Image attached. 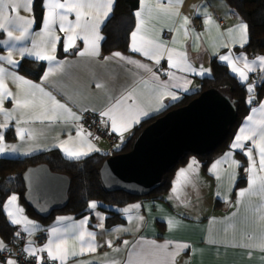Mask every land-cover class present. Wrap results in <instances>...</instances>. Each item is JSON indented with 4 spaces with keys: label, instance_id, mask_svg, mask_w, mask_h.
<instances>
[{
    "label": "crops",
    "instance_id": "0c3cea01",
    "mask_svg": "<svg viewBox=\"0 0 264 264\" xmlns=\"http://www.w3.org/2000/svg\"><path fill=\"white\" fill-rule=\"evenodd\" d=\"M214 2L213 0H181V3L177 4L173 0V4L169 5V11L163 12L157 7V4L167 3V0H146V4L152 8V12L149 14L146 10L144 11V15L148 17L146 25L148 31L140 35H147L149 38L163 42L165 49L174 48L177 53H183L197 71L201 68L210 70L205 75L172 70L180 79L169 80V76L166 74L169 70L166 58H162L160 64L156 65L154 60L131 50H115L106 54L102 52L101 45L105 38L102 28L112 15L115 2L109 18L101 24L98 31V34L103 37L97 41L99 55H79V52L85 48L81 38L76 39V47L70 48L66 52V35L60 30L58 22L53 26V32L54 37L60 39L55 41L54 49L51 43H45L49 38L44 34L43 23L37 27L34 22L29 29L28 39L24 41L9 40L7 32L0 29V40L8 41L7 44H0V56H7L11 49L12 58L18 61L23 58L41 60L35 56L38 51L42 55L55 57L53 61L41 60L47 65L40 80L22 75L18 70L19 66L9 65L7 61H0V65L8 69L9 72L14 71L26 80L40 85L44 92L51 93V97H54L55 101L65 105L67 109L71 110V113L81 117L79 120L71 118L70 113L55 107L49 97L36 89H31L28 85L13 82L10 76L5 75V84L14 97L33 100L34 105L27 110L12 112L15 108L14 98L5 99L0 104V124H8L7 128L0 129V133L4 137L0 143L6 149L4 153H0V157H25L55 148L59 149L67 158L69 156L65 149L87 153L80 158L95 153L110 155L117 153L116 151L126 145L137 124L147 118L163 114L173 104L179 102L186 93L198 91L202 78L212 74L211 65L214 59L223 62L219 57L227 55L229 52L233 54V58L240 53H244L248 61L257 58H250L244 51L236 49L241 47L238 42L240 33L235 30V26L241 22L246 24V22L231 8L228 0H215ZM141 8L140 2L137 10H141ZM46 11L45 8L44 14ZM19 14L29 19L34 18L35 21L34 9L32 12L22 10ZM184 17H188L189 23L181 27ZM68 19L75 21V14L70 13ZM207 19H210L211 22L205 24ZM230 28L234 29L232 33L228 32ZM185 30L188 32L187 36ZM166 32L169 33L168 36L165 35ZM197 34L199 35L198 39ZM13 35L18 36L20 32L14 30ZM174 37L175 43L172 42ZM137 39H139V35ZM13 44L16 47L13 48ZM131 44L132 40L130 47ZM60 45L64 52L63 55H59ZM20 48L31 49L33 55L25 54L21 58ZM116 52L129 59L113 56V53ZM106 57L108 59H105ZM129 60L139 62L140 65H148L151 71L145 70L136 63H131ZM57 62H60L59 65ZM223 63L228 65L226 62ZM237 66L247 72L248 79L258 75V80H261L264 73V68L261 67L259 61L254 66L255 71L245 69L243 61L238 62ZM228 67L230 68L229 65ZM153 72L159 77L158 80L152 78ZM45 73H48L47 79H43ZM184 79L188 81L187 84H184ZM164 82H168V91L173 92L179 99H170L166 91L163 95L156 91L158 86L163 88ZM177 83L182 87H171ZM98 84L101 87H97ZM133 89H135L137 103L143 111L148 112V115L137 117L138 123L129 119L127 129H121V131H113L109 120L106 126L115 135V141L112 143L105 137L92 136L84 120V114L87 111L99 113L106 110L117 99ZM32 92H35L34 97L31 95ZM160 101H162L163 107H160ZM261 102H264V98L253 107L259 108ZM131 103L132 101L129 100L128 104ZM5 111L10 112L11 115L6 117ZM251 114L250 111L239 129L244 126L246 118ZM47 117H55V119ZM254 118H260L259 111L254 115ZM103 119L107 120V118ZM17 129L25 130L23 140L19 138ZM78 131L81 133L79 136L77 135ZM11 134H14V137L8 139L7 136ZM233 141L234 139L231 144ZM257 142H259L258 138ZM12 146H15L17 150L9 151L8 149ZM250 146V141L245 142L244 151ZM229 152H231V159L217 165L214 172L210 171L212 165ZM239 152L243 154L244 160L238 156ZM253 158L257 161V174L264 175L258 167V149H254ZM232 160L239 162V167L232 164ZM242 166H244L245 181L237 187L242 174ZM249 167L250 162L244 152L228 148L209 164L207 170L202 168L205 175L203 183L208 186L210 191L213 190L211 196L215 198L216 202L209 204L202 201L207 192H203V187L199 183V190L196 193L199 196L193 197L192 201L189 197L185 199L183 194L188 190V185L187 183L183 184V180H181L179 187L182 189V193L177 190L173 192L175 184L171 190L165 193V200L169 203L154 198H136L121 208L124 221L113 225L106 222L111 213L106 209L99 208V204H96L97 209L92 208L93 217L90 214L76 217L72 213L60 212L49 221L44 222L39 218L27 216L21 207L19 197L15 194L17 200L9 206V210L16 212L19 209L17 218L26 217L33 222L31 234L24 231L26 240L22 249L28 246L29 241H33L32 247L37 249L43 248L50 239L55 242L56 238L52 235L51 229H58L57 235L66 242L65 246L69 251L65 264H88L89 261L91 264H107L112 260L125 264L129 253H139V255L132 256L133 261H145L146 264H264V249L260 247L264 243V194L256 191L240 195L241 190L249 187L250 173L246 171ZM197 199H200L198 204ZM136 205L139 207H135ZM61 217L65 219H59ZM85 220L86 222L81 225V221ZM159 222L164 223V227ZM100 224H103V227H98ZM14 225L19 229L23 228V225ZM43 229L47 231L48 238L42 246H38L35 244L34 237ZM81 232L84 235L83 241L77 238ZM90 232L95 233L96 250L94 252L87 251L88 241L93 239L87 235ZM0 240L3 241L1 238ZM107 241H112L111 247ZM124 241H128V244L125 245ZM3 243L7 246L5 241ZM184 245H188V247L185 248ZM10 248L11 246H7V249L10 250ZM114 248H119L120 251L115 252ZM82 249L84 251L81 254ZM73 252L76 255H71ZM37 257L42 262H47L46 264H60L59 260L47 259V250L38 252ZM11 258L16 260L14 257Z\"/></svg>",
    "mask_w": 264,
    "mask_h": 264
},
{
    "label": "snow or ice",
    "instance_id": "6c2138e0",
    "mask_svg": "<svg viewBox=\"0 0 264 264\" xmlns=\"http://www.w3.org/2000/svg\"><path fill=\"white\" fill-rule=\"evenodd\" d=\"M115 0H43V7L47 9L43 17V30L44 34L49 38L45 41V43H51L53 49L55 48V41L59 40V37H54L53 26L59 23L60 30L65 33L66 35V43H65V51L67 52L70 48L76 47L75 41L77 38H81L85 44V48L79 52V55H99L97 49V41L103 39L98 34L99 28L101 24H103L110 16L112 12L113 4ZM141 2V10H137L134 15L137 17V25L135 30L131 33V40L132 44L130 50L133 52H139L143 56L148 57L155 61L156 65H159L162 58H166L169 65V70L167 71V75L169 76V80L172 79H180L176 77L175 72L172 70H179L181 72H195L199 75H205L208 71L201 68L199 71L193 68L191 64L188 62L186 55L183 53H177L174 48H167L165 49V45L163 42L158 41L156 39L149 38L147 35H140L141 33H146L147 30V20L148 17L144 15V11L146 10L147 13L152 12V8L147 6L146 0H140ZM34 0H0V29L7 32V36L9 40L13 41H24L27 40L30 33L29 29L33 25L34 18L29 19L24 16H21L19 13L23 11L32 12V5ZM175 3H181V0H175ZM173 4V0H167V3H158L157 7L163 11H169V5ZM70 13L75 14V21L69 20L68 16ZM178 14V13H177ZM210 19L205 20V24L210 23ZM189 23L188 17L183 18V24L181 27H184ZM11 26V28H10ZM247 24L241 22L240 24L235 26V30L239 31V46L241 48L244 47L245 44L248 43L247 38ZM18 30L20 35L14 36L13 31ZM234 29H228L229 33H232ZM139 35V39L138 38ZM185 35H188L187 30H185ZM199 35L197 34V39ZM173 43L176 42L175 37L173 38ZM7 40H0V44H7ZM226 46V45H225ZM12 47H16L15 44ZM166 51V57H165ZM19 53L21 58L27 55H33L32 50L28 48H20ZM35 56L37 59L41 60H48L53 61L55 59L54 56L50 55H42L41 52H36ZM113 56L121 57L122 59H129L127 57H123L121 53L116 52L113 53ZM105 59H108L106 57ZM219 59L223 62H226L231 71L234 74L238 75L240 82L244 84L248 81L247 72L238 68L237 64L240 61H243L244 68L248 71H255V65L257 61H259L262 68H264V56L257 57L252 61H248L246 55L244 53H240L238 56L233 58V54L229 52L227 55L220 56ZM0 61H7L9 65H17L19 66L21 61L14 60L12 58L11 49L9 50V54L7 56H0ZM131 63H136L138 66L144 68L147 71H151L148 65H140L139 62L130 61ZM60 62H57L59 65ZM5 75H8L12 78L13 82H17L20 85H28L31 89H36L43 95L52 99L53 104L55 107L60 109H64L66 112L70 113L71 118L79 120L81 117L76 116L75 113H71L70 109H67L65 105L60 104L58 101H55L54 97H51V93L44 92V89L40 85H36L33 82L26 80L23 76H19L16 72H9L8 69L4 68L0 65V104L3 103L5 99L14 98L15 99V108L12 112L15 111H22L27 110L34 105V101L27 99V98H16L14 94L7 88L5 84ZM48 73H45L43 79H47ZM152 78L154 80H158L159 77L155 72L152 73ZM188 81L184 79V84H187ZM97 87H101V85H97ZM173 88H181L182 85L177 83L171 85ZM256 85L248 84L247 89L249 92V97L247 99V103L252 104L253 101L256 99L255 96H252L251 93L253 92ZM169 84L168 82H164L163 88L159 87L156 91L160 92L161 95L164 92H167V95L172 100H177L179 97L175 95L173 92L168 91ZM187 91L186 88H184ZM31 95L34 97L35 92H32ZM131 100L132 103L128 104V101ZM162 101H160V107H163ZM158 110V109H153ZM260 112V118L255 119L254 115ZM252 114L249 115L246 120L244 126H242L238 134L235 136L233 143L230 145V148L233 150L239 149L248 157L250 162V167L246 171L250 173L249 177V187L248 189H244L240 191V195H245L246 192H260L264 194V175L257 174V161L253 158V151L254 149H258V167L261 173H264V102L259 104V108L253 107L251 109ZM5 116L11 115L10 112L5 111ZM100 117L102 118V123L105 125L108 121H111V127L113 131H121V129L126 130L128 126L129 119H132L134 123H138L139 119L137 117L140 116H147L148 112L143 111L142 107L137 103L135 97V89L126 93L125 95L121 96L119 99L115 101V103L111 104L106 110L99 112ZM48 119H55V117H47ZM103 118H107L104 120ZM19 122V121H18ZM8 124H0V129L7 128ZM24 129H17V134L19 138L23 140L25 138ZM81 133L80 131L77 132L79 136ZM257 138L259 142H257ZM4 137L3 134L0 133V141H3ZM250 141L251 146L245 149V142ZM5 147L2 143H0V153L5 152ZM9 151H16L17 149L15 146H12ZM66 154L69 158L72 159H79L82 155H87L86 152L80 151H70L65 149ZM231 159V152L226 153L224 157L220 160L216 161L210 171H215L217 165L222 163L225 160ZM232 164H235L239 167V162L232 160ZM196 165V161L193 160L189 165L188 168H193ZM181 173H185L184 169L180 170ZM185 175H187L185 173ZM173 192H176V188H173ZM17 200V196L13 194L8 198V201L4 204V209L7 211V215L10 218V222L16 225H23L22 230L29 232L31 234V226L33 222L29 221L26 217L17 218V214L19 213V209L16 212H12L9 210V206L12 205ZM90 208H95L96 203L90 202ZM135 207H139L136 205ZM59 219H65L63 217ZM87 219V218H86ZM101 219H103L101 217ZM131 219V218H130ZM85 221H81V225L85 223ZM98 227H103V224L98 225ZM79 231V228H77ZM58 229L52 228L51 233L56 238L55 242L50 239L49 242L43 248H34L32 247L33 241H29L28 246L23 249L29 256L37 257L38 252H43L47 250V259L48 260H59L60 264H65V261L69 255V251L65 246V241L57 235ZM17 237L20 236V232L15 234ZM89 237L93 239L88 241V248L87 251L94 252L96 250V245L94 242L95 233H88ZM81 241L84 240V235L81 234L77 237ZM109 247L112 246V241H107ZM124 244L127 245L128 241H124ZM184 247H188V245H184ZM262 249H264V243L260 245ZM4 251H10L7 249V246L0 240V253ZM84 249L81 250V254L83 253ZM113 251L118 252L120 251L119 248H114ZM139 255V253H129V258L125 262V264H146L145 261L134 262L132 259L133 255ZM71 255H76V253H71ZM3 264H17V261L12 259L11 257H7L4 259ZM37 264H42V261L39 257H37ZM88 264H91L89 261ZM107 264H120L117 260H112L107 262Z\"/></svg>",
    "mask_w": 264,
    "mask_h": 264
},
{
    "label": "trees",
    "instance_id": "16d2710c",
    "mask_svg": "<svg viewBox=\"0 0 264 264\" xmlns=\"http://www.w3.org/2000/svg\"><path fill=\"white\" fill-rule=\"evenodd\" d=\"M231 8H233L248 26V43L243 48H236L244 51L248 57L255 58L260 55L264 56V0H228ZM140 0H116L113 13L106 21L102 28L105 38L101 48L104 54L115 50L129 51L131 33L136 25V16L134 13L139 8ZM34 17L36 26L39 27L44 16L43 0H34ZM62 46L60 45L59 55H63ZM46 62L31 58H23L19 64V72L31 79L40 80L46 70ZM212 74L202 78L201 87L198 91L186 93L183 98L168 108L167 111L187 104L192 98L196 97L203 90L215 87L224 94H229L235 100L238 108L237 121L230 127L227 138L214 151L207 155H198V159L202 162L203 167L207 170L209 164L218 156L224 153L234 139L239 127L245 117L250 113L253 106L258 104L264 98V73L261 80L258 75L255 78L248 79L242 84L237 74H234L228 65L217 59L212 61ZM248 84H254L256 87L251 93L256 99L252 104L247 103L249 92ZM161 114V115H163ZM154 116L143 120L137 124L128 139L126 145L118 152L128 151L132 148L133 142L140 131L157 117ZM8 139H12L14 134L8 135ZM191 153H186L179 162L171 168L165 175L163 183L155 189L147 198H154L165 201V193L174 186V177L180 165L186 164ZM110 154L95 153L79 159H70L64 156L59 149H50L25 157L7 158L0 157V238L6 242L7 246H11L10 251L14 247L23 245L17 232L23 231L10 222V218L4 209V204L12 194H17L19 202L25 214L42 221H49L55 214L72 213L76 217L91 215L93 217V209L89 207L92 200H100L105 204H99L101 209L108 210L111 215L106 219L109 225L117 224L124 221L123 210L121 209L130 201L141 198L129 194L124 191H107L100 179L99 168L102 162L108 158ZM238 156L245 159L242 153ZM47 164L52 171L66 174L71 179V187L69 191V203L64 209L55 210L49 216H43L36 212L25 200L26 186L23 179V173L30 166L38 164ZM244 166L241 168V178L237 187L241 186L244 181ZM114 206H112V205ZM110 205L112 207H108ZM162 227L164 223L159 222ZM41 231V230H40ZM25 233V232H24ZM26 235V233H25ZM35 241V237H34ZM33 258V256H29ZM5 257H0V264H3Z\"/></svg>",
    "mask_w": 264,
    "mask_h": 264
},
{
    "label": "water",
    "instance_id": "95a60500",
    "mask_svg": "<svg viewBox=\"0 0 264 264\" xmlns=\"http://www.w3.org/2000/svg\"><path fill=\"white\" fill-rule=\"evenodd\" d=\"M238 108L229 94L215 87L200 92L187 104L173 108L145 126L129 151L106 158L100 179L107 191L145 197L160 187L166 173L186 154L207 155L228 136ZM25 200L37 213L49 216L70 200L71 179L45 164L23 173Z\"/></svg>",
    "mask_w": 264,
    "mask_h": 264
},
{
    "label": "built area",
    "instance_id": "2783aa9c",
    "mask_svg": "<svg viewBox=\"0 0 264 264\" xmlns=\"http://www.w3.org/2000/svg\"><path fill=\"white\" fill-rule=\"evenodd\" d=\"M168 32L165 33L168 36ZM84 120L89 126L90 134L94 137H105L109 142L115 141V135L112 131L108 129V127L102 123V118L99 113L93 111H87L84 114ZM21 242L24 243L26 240V235L24 231H20ZM48 238V233L45 229L38 232L35 236V244L38 246H42ZM15 256V257H14ZM0 257H14L17 260L18 264H37V257L30 258L28 254H26L21 246L14 247L12 251H5L0 253ZM47 262H42V264H46Z\"/></svg>",
    "mask_w": 264,
    "mask_h": 264
},
{
    "label": "rangeland",
    "instance_id": "374dc122",
    "mask_svg": "<svg viewBox=\"0 0 264 264\" xmlns=\"http://www.w3.org/2000/svg\"><path fill=\"white\" fill-rule=\"evenodd\" d=\"M215 0H213L214 2ZM215 3V2H214ZM87 124V123H86ZM89 127V126H88ZM129 151V150H128ZM126 152V151H124ZM112 155V154H111ZM196 161V165L193 168H188V165L193 161ZM203 164L202 162L198 159V155L196 154H191L190 158H188L187 163L180 165V167L177 170V173L174 177V181H175V188L177 191H180V193H182V189L179 187V182L181 180H183V184L187 183L188 185V190L185 191L183 194V197L185 199H187L188 197L190 198V201L193 200V197H197L199 196L198 194H196L199 190V186L198 183L203 187V192H207L206 196H204V200H202L203 202L212 204L213 202H216L215 198H213L212 195V191L209 190L207 185H204L203 180H204V171H203ZM181 169L185 170V173L187 175H185V173H181ZM205 170V169H204ZM204 185H202L201 183ZM179 193V194H180ZM18 196V195H17ZM91 202H95L96 204H105L104 202L100 201V200H92ZM197 204L200 202V199L196 200ZM112 205V204H111ZM108 207L110 205H107ZM114 206V205H112ZM110 206V207H112ZM95 209H97V206L95 207ZM15 257V256H14Z\"/></svg>",
    "mask_w": 264,
    "mask_h": 264
}]
</instances>
